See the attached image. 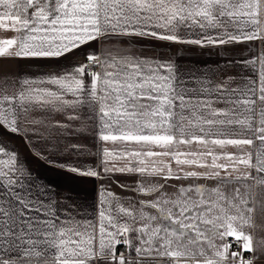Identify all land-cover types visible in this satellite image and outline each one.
<instances>
[{"label":"snow or ice","instance_id":"obj_1","mask_svg":"<svg viewBox=\"0 0 264 264\" xmlns=\"http://www.w3.org/2000/svg\"><path fill=\"white\" fill-rule=\"evenodd\" d=\"M8 32L0 264H264V0H0ZM257 42L210 72L156 50ZM12 137L101 181L94 199L57 191Z\"/></svg>","mask_w":264,"mask_h":264},{"label":"crops","instance_id":"obj_2","mask_svg":"<svg viewBox=\"0 0 264 264\" xmlns=\"http://www.w3.org/2000/svg\"><path fill=\"white\" fill-rule=\"evenodd\" d=\"M14 33H0V36H12ZM143 43H147L144 41ZM249 47H259V42L255 45H238L234 49H227L223 54L220 53L219 49H201L194 46H183V45H173L170 49L166 47H159L156 50L162 52L165 59H171L176 65H178L182 70L198 68L203 72L219 71L220 68L225 67L226 59H239L243 56L251 55L248 52ZM16 62H5L11 70L15 71ZM26 71L41 74L45 69L38 67H32L31 69H26ZM12 145L19 150L22 157L28 160L29 166L33 169L34 173L42 177L46 182L51 183L57 191H68L69 189L73 194L80 193L82 195H87L90 199H94L95 189L99 187L101 181L95 180L93 178H81L76 177L74 179H69L68 177L72 174L65 173L59 169H55L45 165L43 163H34L31 155L28 151V146L24 139L20 137L11 138ZM88 143V141H85ZM69 163L79 164V162L74 158H67ZM89 164H94L91 159L88 160ZM122 181L125 180L124 177L120 178ZM130 182V181H129ZM112 188L116 192H120V189L112 185Z\"/></svg>","mask_w":264,"mask_h":264}]
</instances>
